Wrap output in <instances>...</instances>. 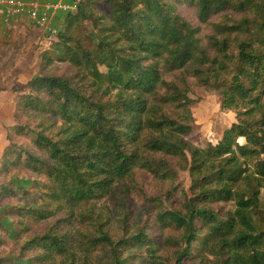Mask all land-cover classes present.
Segmentation results:
<instances>
[{"label": "trees", "instance_id": "1", "mask_svg": "<svg viewBox=\"0 0 264 264\" xmlns=\"http://www.w3.org/2000/svg\"><path fill=\"white\" fill-rule=\"evenodd\" d=\"M92 1L81 0L75 14L67 12L68 20L94 21L89 7ZM104 1L112 28L128 42L126 49H118L104 32L90 45L85 37L69 31L72 22L66 30L49 33L56 38L55 46L44 52L43 60L58 52L59 59L78 68L88 81L47 73L30 80V93L21 96L16 105L17 132L26 127L19 125L17 110L52 112L69 125L63 136L61 132L50 136L42 129L34 131L36 142L49 149L50 156L45 158L19 146L8 133L0 176L9 175L26 155L33 170L51 177L55 198L65 195L82 201L110 192L113 183L121 182L135 167L167 178L178 163L192 179L181 208L157 211L149 217L160 227L171 225L179 231L178 236L165 238V245L176 247L172 255L169 250L161 253L162 234L154 236L139 228L115 241L102 232L97 240L110 251L100 264L127 260L167 264L173 258L175 264H185L188 258L193 264H264V217H257L264 211L260 198L264 189V115L250 119L239 113V120L226 128L217 143L191 146L186 138L191 124L169 111L170 106L186 110L194 102L189 96L190 77L202 86L220 89L217 83L222 75L232 72L231 86L220 90L223 105L233 109L262 106L264 0H191L200 23H209L228 7L250 6L254 13L236 24L211 23L213 32L206 44L199 27L183 17L171 1ZM252 23L253 30L248 29ZM258 30L262 34L254 42L253 32ZM115 89L119 91L115 93ZM254 107L245 113L256 110ZM30 183L16 174L0 185V193L13 194V187L26 188ZM221 201H233L234 207L214 204ZM60 231L54 227L32 242L49 252L72 251L70 236Z\"/></svg>", "mask_w": 264, "mask_h": 264}, {"label": "rangeland", "instance_id": "2", "mask_svg": "<svg viewBox=\"0 0 264 264\" xmlns=\"http://www.w3.org/2000/svg\"><path fill=\"white\" fill-rule=\"evenodd\" d=\"M64 1L75 3L77 7L56 12L52 26L66 30L72 22L69 31L76 36L85 37L90 45L98 42L104 32L105 37L112 40L118 49H126L128 42L121 37L117 29L112 28L113 20L104 0H93L89 6L93 11L94 21L77 18L71 22L68 20L67 12L73 11L75 14L78 9L77 3L81 0ZM168 1L177 6L183 17L199 27V36L204 44L213 32L211 23L226 21L229 24H236L246 15L252 17L254 14L250 6L240 10L228 7L218 15L212 16L209 23H200L196 6L191 0ZM85 2L86 0H83V3ZM253 28L254 23L248 25V29ZM49 33L51 32L36 27L29 19L21 16L13 17L9 24H0V109L3 134L10 133L19 146L44 158L50 156L49 149L41 147L36 142L34 131L42 129L50 136L61 132L63 136L64 129L69 124L58 114L45 110L34 109L25 112L17 110L19 125L26 126L21 132H17L16 122L13 121L15 106L21 100V96L30 93L29 82L40 73L70 77L85 83L88 81L81 77L78 68L59 59L58 52H52L50 60H43L44 52L53 50L55 46L53 40L56 38ZM231 34L235 38L236 33ZM259 34L261 36V30L253 32L254 42ZM241 36L245 37L244 34ZM233 50L237 55L235 46ZM232 76L233 72L222 75L217 83L220 84V89L207 88L200 85L194 77H190L189 96L194 102L186 110L178 106L169 107V111L176 118L191 124V132L185 135L191 146H205L208 142L217 143L226 128L239 120V113L242 117L250 119H259L264 115V95L261 98L262 106L259 105L257 108L256 104L241 105L239 109L223 105L224 95L220 90L231 86ZM82 78L85 81H82ZM118 91L114 90L115 93ZM253 106L256 110L246 114L245 110ZM261 158L264 159V153L261 154ZM172 170V175L166 178L155 176L145 168L135 167L121 182H114L110 192L101 193L89 200L76 201L65 195L55 198L54 182L51 177L44 173L38 174L26 163V155H23L18 166L14 167L9 175L0 176V185L8 183L9 178L16 174L21 179L31 180L26 188L13 187V194L0 193V264L104 263L110 248L97 240L102 232L119 241L139 228L146 229L154 236L162 234L164 250L161 253L169 250L167 253L172 255L176 247L170 248V245H165L167 244L165 238L178 236L179 231H175L171 225H167V228L160 227L154 221V217L149 221V217L157 211L181 208L183 193L190 191L192 180L190 172L181 169L178 163ZM260 198L264 205V189H261ZM214 204L227 209L234 207L233 201ZM262 216L264 217V211L257 215L258 218ZM54 227L55 230L59 229L70 236L72 251L49 252L45 247L32 242L37 236H42ZM192 262L191 258L185 260V264H193ZM124 264L136 263L127 260ZM167 264H175L174 258Z\"/></svg>", "mask_w": 264, "mask_h": 264}, {"label": "built area", "instance_id": "3", "mask_svg": "<svg viewBox=\"0 0 264 264\" xmlns=\"http://www.w3.org/2000/svg\"><path fill=\"white\" fill-rule=\"evenodd\" d=\"M78 4V3H77ZM64 0H0V24H9L13 17H25L36 27L56 33L57 28L52 26L56 12L71 10L77 6Z\"/></svg>", "mask_w": 264, "mask_h": 264}, {"label": "crops", "instance_id": "4", "mask_svg": "<svg viewBox=\"0 0 264 264\" xmlns=\"http://www.w3.org/2000/svg\"><path fill=\"white\" fill-rule=\"evenodd\" d=\"M15 110H16V106H15ZM13 121H14V113H13ZM3 128L4 127H3V124H2V112H1V109H0V164H1V159H2V155H3L4 149H5L6 145L8 144V141H7V134L8 133L3 134V130H4Z\"/></svg>", "mask_w": 264, "mask_h": 264}]
</instances>
